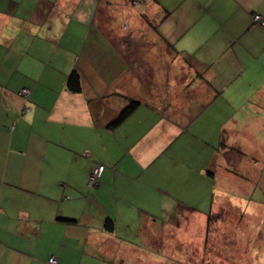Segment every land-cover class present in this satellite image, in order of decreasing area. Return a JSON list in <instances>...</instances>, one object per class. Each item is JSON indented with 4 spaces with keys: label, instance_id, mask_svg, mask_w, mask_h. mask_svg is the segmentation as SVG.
<instances>
[{
    "label": "crops",
    "instance_id": "1",
    "mask_svg": "<svg viewBox=\"0 0 264 264\" xmlns=\"http://www.w3.org/2000/svg\"><path fill=\"white\" fill-rule=\"evenodd\" d=\"M93 1L0 0V264H262L231 230L263 206L264 0H153L139 43L100 29L113 80Z\"/></svg>",
    "mask_w": 264,
    "mask_h": 264
},
{
    "label": "rangeland",
    "instance_id": "2",
    "mask_svg": "<svg viewBox=\"0 0 264 264\" xmlns=\"http://www.w3.org/2000/svg\"><path fill=\"white\" fill-rule=\"evenodd\" d=\"M95 4H91L92 7H96V9L99 8L97 18L95 19L93 17H88L86 19V22H83V24L87 27L88 35L91 40H93L92 45L98 50H102L107 52L106 58L102 56V59L100 61V54L95 53L99 56L98 59H96V62L100 63L103 67V70L105 69L107 72L109 79H114L116 77L117 71L121 69V66L118 67L117 63H113L114 61L118 60V57L114 59V56L117 55L114 51H112L110 48H108L106 45L109 46V44H106L105 37H101V30L100 29H109L111 31L114 30H121L119 32L130 34L131 37L134 38V42L137 41V43L140 42L139 36L142 34L143 31H139L140 29L147 28L148 23L151 22L153 24V10L155 8V4L153 0H94ZM124 3V5H122ZM127 4V5H125ZM145 18L148 20V22L145 21ZM151 15V19L150 16ZM153 18V19H152ZM82 20V17H81ZM107 21V22H106ZM117 25V27H116ZM101 27V28H100ZM117 28V29H116ZM135 31V33H133ZM137 32H140L137 33ZM146 39V38H145ZM144 39V41H145ZM147 44V42L145 43ZM104 46V47H103ZM146 54V53H145ZM100 61V62H99ZM174 92V91H173ZM175 94H173L174 96ZM148 96H143V98H147ZM119 99V98H118ZM244 163H248V160H245ZM239 169V167H238ZM240 170V169H239ZM89 181V180H88ZM211 194V193H210ZM210 195H208L209 198ZM257 201H261L259 206L257 205V208L255 205L252 206V208H256L261 210L262 212L258 211V215H255L254 213L251 215V220L246 221L243 224H238L237 227L234 230H231L236 232V238L235 243L237 246L239 245L238 241L242 243L244 241V236L248 237L252 235L255 240H259L261 243V248L264 242V226L263 228H259L257 226V223L259 220L263 223V217H264V198H256ZM249 222V223H248ZM248 223V224H247ZM260 233V235H259ZM231 248L232 244L231 242H227ZM227 247V246H226ZM210 247H205L204 255L207 256V259L211 257V254L209 252ZM194 253V252H193ZM208 254V255H207ZM190 258L194 257V254L189 255ZM264 262H262L263 264ZM172 264H227V262H211V261H187V262H172ZM232 264V262H231ZM235 264V262L233 263Z\"/></svg>",
    "mask_w": 264,
    "mask_h": 264
},
{
    "label": "trees",
    "instance_id": "3",
    "mask_svg": "<svg viewBox=\"0 0 264 264\" xmlns=\"http://www.w3.org/2000/svg\"><path fill=\"white\" fill-rule=\"evenodd\" d=\"M66 88L72 93H80L82 90L81 86V76L77 70H73L67 77ZM137 101L131 100L119 113L114 117V119L109 122L108 127L113 128L119 125L138 105ZM109 222V228H111V221Z\"/></svg>",
    "mask_w": 264,
    "mask_h": 264
},
{
    "label": "built area",
    "instance_id": "4",
    "mask_svg": "<svg viewBox=\"0 0 264 264\" xmlns=\"http://www.w3.org/2000/svg\"><path fill=\"white\" fill-rule=\"evenodd\" d=\"M253 19L255 22L259 23L261 26L264 27V18L262 17V15L260 14H255L253 16ZM29 94V91L27 89H22L20 92H19V95L20 96H26ZM104 170V167L99 165L98 167H96L92 173L90 174L89 176V186H93V185H96L97 184V181L98 179L101 177V174ZM48 262L50 264H57V260L54 258V257H51L49 258Z\"/></svg>",
    "mask_w": 264,
    "mask_h": 264
}]
</instances>
